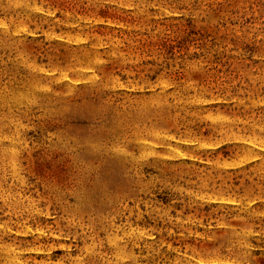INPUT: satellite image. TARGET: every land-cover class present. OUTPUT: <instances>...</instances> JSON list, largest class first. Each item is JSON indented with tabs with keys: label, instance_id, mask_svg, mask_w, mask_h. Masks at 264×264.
Instances as JSON below:
<instances>
[{
	"label": "rangeland",
	"instance_id": "374dc122",
	"mask_svg": "<svg viewBox=\"0 0 264 264\" xmlns=\"http://www.w3.org/2000/svg\"><path fill=\"white\" fill-rule=\"evenodd\" d=\"M0 264H264V0H0Z\"/></svg>",
	"mask_w": 264,
	"mask_h": 264
},
{
	"label": "bare ground",
	"instance_id": "6f19581e",
	"mask_svg": "<svg viewBox=\"0 0 264 264\" xmlns=\"http://www.w3.org/2000/svg\"><path fill=\"white\" fill-rule=\"evenodd\" d=\"M3 206V205H2ZM86 230V229H85ZM81 237V236H80ZM88 256V255H87Z\"/></svg>",
	"mask_w": 264,
	"mask_h": 264
}]
</instances>
